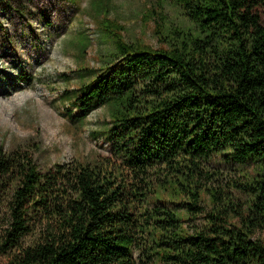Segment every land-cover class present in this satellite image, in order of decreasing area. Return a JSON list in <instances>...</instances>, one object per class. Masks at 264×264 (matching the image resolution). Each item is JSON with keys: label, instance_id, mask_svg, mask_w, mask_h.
<instances>
[{"label": "trees", "instance_id": "16d2710c", "mask_svg": "<svg viewBox=\"0 0 264 264\" xmlns=\"http://www.w3.org/2000/svg\"><path fill=\"white\" fill-rule=\"evenodd\" d=\"M169 2L189 26L168 49L118 37L64 95L72 124L108 108L111 155L42 172L28 150L0 148L7 264H264V0ZM223 166L249 174L251 198L206 210L199 183ZM181 211L207 223L185 229Z\"/></svg>", "mask_w": 264, "mask_h": 264}, {"label": "rangeland", "instance_id": "374dc122", "mask_svg": "<svg viewBox=\"0 0 264 264\" xmlns=\"http://www.w3.org/2000/svg\"><path fill=\"white\" fill-rule=\"evenodd\" d=\"M188 24L169 0H0V148L28 150L42 172L59 163L111 155L103 133L110 117L106 106H95L83 124L68 118L64 95L84 80L79 69L103 66L118 37L130 45L166 50L174 32ZM81 44L88 48L82 51ZM230 169H213L215 177L199 183L206 210L220 198L240 206L250 200L238 185L249 174ZM180 215L185 229L207 223L204 213ZM37 239L36 231L24 242ZM133 254L136 262L145 261L138 249ZM0 262L7 264L8 255Z\"/></svg>", "mask_w": 264, "mask_h": 264}]
</instances>
